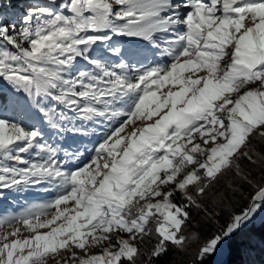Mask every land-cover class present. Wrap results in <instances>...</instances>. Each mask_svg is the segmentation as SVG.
<instances>
[{"label": "snow or ice", "instance_id": "6c2138e0", "mask_svg": "<svg viewBox=\"0 0 264 264\" xmlns=\"http://www.w3.org/2000/svg\"><path fill=\"white\" fill-rule=\"evenodd\" d=\"M0 0V264H206L264 211V0ZM94 141V142H93ZM89 144L91 147H89ZM201 241L192 213L219 219ZM240 187H233L234 184Z\"/></svg>", "mask_w": 264, "mask_h": 264}, {"label": "trees", "instance_id": "16d2710c", "mask_svg": "<svg viewBox=\"0 0 264 264\" xmlns=\"http://www.w3.org/2000/svg\"><path fill=\"white\" fill-rule=\"evenodd\" d=\"M38 0H12L13 7L5 11L7 18L15 23H19V17L26 13V10L33 3ZM251 168L253 176L252 179L259 181L260 177L264 175V171L260 167H252L246 165V170ZM221 180L220 185L214 188L210 193V198L215 194L227 191L228 196L223 200V203L218 205L221 209V216L219 219L213 218L207 220L203 217L202 213H192L193 219L190 226L186 229V234L193 232L200 233L201 241L207 236L216 232L225 223L228 210L227 206L231 204V210L239 211L246 204V198L249 196L252 189L247 185H243L241 191L232 194L231 189H227V180ZM233 187H240L234 184ZM225 252L218 261H215V253L206 258V264H264V218L259 220H252L246 224L242 229L236 232L231 238L227 239L224 243ZM194 248L189 247L186 251H179L175 248H170L167 255L160 258L157 264H191L190 253Z\"/></svg>", "mask_w": 264, "mask_h": 264}, {"label": "rangeland", "instance_id": "374dc122", "mask_svg": "<svg viewBox=\"0 0 264 264\" xmlns=\"http://www.w3.org/2000/svg\"><path fill=\"white\" fill-rule=\"evenodd\" d=\"M94 142V141H93ZM89 147L91 145L89 144ZM51 198V193L45 191L43 188L37 187L29 189L25 192H14L10 190H0V212H19L26 205L33 202H43ZM264 218V211L256 214L254 221ZM225 241L219 246L215 252V261H218L225 252Z\"/></svg>", "mask_w": 264, "mask_h": 264}]
</instances>
